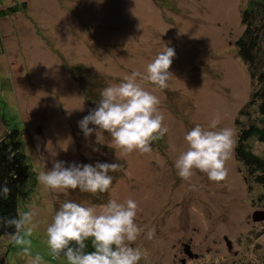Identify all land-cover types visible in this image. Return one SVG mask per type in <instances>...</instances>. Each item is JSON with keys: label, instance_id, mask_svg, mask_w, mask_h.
I'll return each instance as SVG.
<instances>
[{"label": "rangeland", "instance_id": "374dc122", "mask_svg": "<svg viewBox=\"0 0 264 264\" xmlns=\"http://www.w3.org/2000/svg\"><path fill=\"white\" fill-rule=\"evenodd\" d=\"M14 1L25 3L26 12L0 21V138L21 132L31 179L23 188L31 191L22 192L17 211H37L33 254L45 264H67L50 256L45 231L63 202L99 206L131 198L139 206L136 223L145 233L155 229L153 239L142 233L132 245L147 252L139 264H180L189 240L200 258L187 264H264V222L251 220L252 213L264 210V201H258L264 187L249 180L247 189L245 172L232 153L221 182L202 173L183 181L174 167L187 148L185 133L195 125L207 127L218 114V128H231L236 143L235 120L246 126L249 118L258 120L254 109L239 114L255 87L235 48L251 0ZM165 46L175 50L173 78L154 94L168 134L153 141L146 154L122 155L107 134L103 145L94 134L86 139L78 122L96 107L100 92L134 70L143 72ZM252 152L259 154L258 143H252ZM54 160L66 167H121L109 173L113 181L105 193L53 192L37 176ZM1 244L9 264H26L8 239Z\"/></svg>", "mask_w": 264, "mask_h": 264}, {"label": "clouds", "instance_id": "9594fccd", "mask_svg": "<svg viewBox=\"0 0 264 264\" xmlns=\"http://www.w3.org/2000/svg\"><path fill=\"white\" fill-rule=\"evenodd\" d=\"M174 56L175 50L165 46L143 72L134 70L121 82L105 87L96 107L78 122L85 138L94 134L95 142L103 145L107 134L108 143L122 155L150 153L152 142L169 132L159 108L160 98L154 91L169 86ZM145 84L153 85L154 89L149 90ZM219 124L217 114L207 127L197 124L185 133L187 148L174 162L181 180L190 181L197 173L206 175L212 182L227 178L226 162L233 150L234 133L228 127L218 128ZM120 167L119 163L95 166L72 163L66 167L65 162L54 160L51 169L41 171L37 180L45 190H79L95 195L109 190L113 181L109 173ZM10 192L7 183L0 185V197L7 199ZM138 211V203L131 198L123 202L110 199L99 206L65 201L45 230L49 254L53 259L63 255L67 264H139L147 252L132 246L145 233L136 223ZM36 215L35 208L28 207L18 210L15 217L0 216V227L14 230L4 235L18 249L17 257L26 264H45L44 258L32 251V236L40 227ZM154 235L155 229H150L145 239L151 240ZM88 242L92 251H86Z\"/></svg>", "mask_w": 264, "mask_h": 264}, {"label": "trees", "instance_id": "16d2710c", "mask_svg": "<svg viewBox=\"0 0 264 264\" xmlns=\"http://www.w3.org/2000/svg\"><path fill=\"white\" fill-rule=\"evenodd\" d=\"M25 3L14 0H5L0 3V21L7 17L24 14ZM243 30L235 41L238 57L245 64L248 76L251 78L255 90L248 96V103L239 110V114L254 109L257 119H248V126L235 120L237 127L236 143H234L232 156L237 160L241 169L245 172L244 181L253 180L264 187V0H251L241 16ZM1 25V24H0ZM2 37L0 35V52ZM258 85V87H257ZM257 87V90H256ZM260 125V126H259ZM20 133L7 132L0 138V185L7 183L11 189L7 199L0 197V216L15 217L19 207L21 194H28L31 190H24L30 182V167L20 142ZM252 143L260 145L259 154L252 152ZM261 144L263 149L261 150ZM25 195V196H26ZM259 201H264V195ZM13 229L0 227L1 241L7 239L5 232ZM250 238L247 239V241ZM88 242L86 251H92ZM60 258L66 259L61 255ZM0 264H9L6 254L0 250Z\"/></svg>", "mask_w": 264, "mask_h": 264}, {"label": "flooded vegetation", "instance_id": "af4514ba", "mask_svg": "<svg viewBox=\"0 0 264 264\" xmlns=\"http://www.w3.org/2000/svg\"><path fill=\"white\" fill-rule=\"evenodd\" d=\"M262 211H264V210H262ZM262 224H263L262 226H264V223H262ZM185 246H188L187 252L184 250ZM192 247H193V243L191 240H189L188 243H186V244L183 243V249L180 252L181 257L179 258L180 264H187V262L197 261L200 258V255L195 253L194 249H192Z\"/></svg>", "mask_w": 264, "mask_h": 264}, {"label": "water", "instance_id": "95a60500", "mask_svg": "<svg viewBox=\"0 0 264 264\" xmlns=\"http://www.w3.org/2000/svg\"><path fill=\"white\" fill-rule=\"evenodd\" d=\"M251 220L253 222H264V211H255L254 213H252L251 215ZM223 241L225 242V245H226V248H227V251L229 253H232V255H236V252H232V243L231 241L227 238V237H223ZM187 249H188V246H185V251L187 252Z\"/></svg>", "mask_w": 264, "mask_h": 264}]
</instances>
